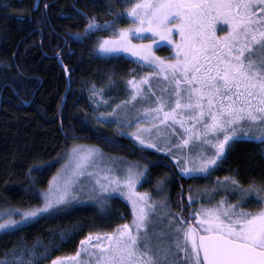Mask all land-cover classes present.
<instances>
[{"label": "snow or ice", "instance_id": "snow-or-ice-1", "mask_svg": "<svg viewBox=\"0 0 264 264\" xmlns=\"http://www.w3.org/2000/svg\"><path fill=\"white\" fill-rule=\"evenodd\" d=\"M127 2L130 7L123 13L110 6L108 15L113 19L103 23L95 17H86L85 33L75 35L80 39L96 32H111V37L99 38L95 49L98 55L115 57L130 53L138 58L137 62L155 70L127 82L132 90L131 100L141 97L155 104L144 108L143 114L135 119V139L143 145L147 141L140 133L164 125L179 140L174 147L180 151L187 148L199 161L198 166L189 167V156L185 155L177 165L184 174H210L224 158L226 146L241 137L264 144V0ZM123 18H131L132 23L117 27ZM221 22L223 34L218 35L217 25ZM134 38L148 42L133 43ZM157 40L174 49L172 59L155 55L153 47ZM99 91L92 89L93 95ZM141 121L150 122V127H144ZM128 123L131 126L133 121ZM177 126L181 132L176 131ZM150 146L157 147L155 143ZM206 147L211 148L212 155L200 151ZM95 153V149L74 150V175H86L85 169L91 165ZM172 159L177 157L172 155ZM139 176L129 169L123 178L105 175L104 183L96 179L100 193H120L121 185L126 186L132 223L118 225L112 233L105 234L106 243L99 242V235L89 233L79 242L81 247L74 256L56 257L51 264H264V209L248 212L237 205H226L223 199L190 213L198 220L195 226L181 216L175 217L178 223L174 225L169 219V231L155 233L157 243L153 246V233L148 226L152 219L149 211L155 209L146 194L134 191ZM231 184L239 200L253 199L264 204V185L253 182L244 188L234 180ZM42 195L44 203L40 207L0 211V237L13 235L45 215L59 212L56 206L75 198L69 180L50 183L49 190ZM189 201L194 202L191 196ZM15 216L19 219H14ZM61 239L67 238L62 234ZM93 240L97 243L93 244ZM34 249L35 245L29 247L25 242V252L34 255ZM47 254L45 249L43 258ZM0 264L33 262L24 261L22 255L13 251L10 258L5 253Z\"/></svg>", "mask_w": 264, "mask_h": 264}, {"label": "trees", "instance_id": "trees-1", "mask_svg": "<svg viewBox=\"0 0 264 264\" xmlns=\"http://www.w3.org/2000/svg\"><path fill=\"white\" fill-rule=\"evenodd\" d=\"M34 1H9L8 9L0 0V211L41 205L49 180L77 144L96 145L108 155L138 163L155 180L147 187L153 197L162 200L173 224L178 223L175 217L181 216L197 225L190 213L201 205L214 206L221 199L248 212L264 207L253 199L239 200L231 184L234 180L244 188L253 182L264 185L261 143L245 139L231 143L210 174L187 177L172 155L139 147L125 132L112 123H100L92 114L85 91L89 79L98 78L102 70H112V81L124 95L125 82L142 66L123 56L93 57L99 38L111 37V32L80 39L75 34L85 33L86 17H95L99 23L113 19L108 15L110 6L125 12L123 3L52 0L51 10L41 20ZM125 19L128 21L123 18L119 23ZM131 69L135 71L131 73ZM190 196L194 202L189 201ZM84 200L60 206L59 212L0 237V255L17 240L32 241L46 237L55 226L77 225L78 232L61 244L60 252L55 251V256H70L89 233L111 232L130 215L123 203L97 207Z\"/></svg>", "mask_w": 264, "mask_h": 264}, {"label": "rangeland", "instance_id": "rangeland-1", "mask_svg": "<svg viewBox=\"0 0 264 264\" xmlns=\"http://www.w3.org/2000/svg\"><path fill=\"white\" fill-rule=\"evenodd\" d=\"M120 1L125 6V9H128L130 7V3L127 2V0H120ZM131 23H132L131 18H128V21H126L125 19L121 23H119L118 26L127 27ZM221 25L222 22L221 24L217 25L218 35L223 34V32L220 30ZM224 27L226 30V26ZM174 38L177 40L179 39L178 36ZM147 42H148L147 39L143 41L135 38L133 39V43H137V44L147 43ZM173 51L174 49L170 48L165 42H160L159 40H157V44L154 45L153 47V52L155 53V55L163 59H172ZM98 56L106 58L105 56L98 55L96 51L93 57L97 58ZM118 56H123L126 59L134 61L142 66L141 71L139 73L135 72V75L133 76L137 80H139L142 76L146 75L147 73L155 71L153 68L146 67L143 63L137 62L138 58L130 53H120ZM134 71H135L134 69L130 70L131 73ZM97 76L98 78L89 79L87 81L85 85V91H86V100L89 109L92 112V114L98 118V121L100 123L102 124L112 123V125H114L117 129H120V131L125 132L129 137H131L139 147L147 148V149L149 148L151 150H156L163 154H168V155H170L169 154V150H170L171 155H175L177 157V160H174L177 165L180 163L181 160L184 159L185 155H188L190 161L188 163V166L189 167L198 166L199 161L198 159L195 158L194 153L190 154L187 148L184 151H180L179 149L174 147L175 144L179 143V140L176 137V135L171 133L164 125H160L158 129L151 128L150 132L140 133L142 138L147 141L143 145H141L140 142L135 139V136L133 135V133L137 132V126L134 122L135 119L138 117V115L143 114L144 108L154 107L155 104L154 101H149L141 97H137V100L135 101L131 100L132 90L130 86L127 84V82L131 80L133 77H130L127 80V82H125V86L123 88L125 91L123 95L121 93L120 86L119 87L116 86L112 81L114 79L113 78L114 72L112 70H102L100 71V73L97 74ZM153 83L155 89L156 87L155 82ZM93 87L100 90L97 95H93L92 93ZM145 92H147V89H145ZM156 94H159V92L157 91ZM129 121H133L131 126H129L128 123ZM141 124L144 127H150V122L141 121ZM176 131L181 132L182 130L179 128V126H177ZM241 139L250 140L249 137H241ZM152 143H155L157 147L152 148L150 146ZM262 146H263V154H264V144H262ZM227 147L228 146H226V150ZM79 148L96 150L91 165L85 169L86 175L84 176L74 175L76 168H75V160L73 158V152L75 149H79ZM161 148H164L166 150L160 151ZM200 151L204 152L206 155L213 154L211 148H207V147ZM178 167L181 171V167L180 166ZM129 169H131L134 173L140 174L139 180L135 185L134 191L136 193L146 194L148 197V203L153 205L155 209V211H149V216L152 219H151V223L148 226L149 232L153 233L151 243L153 246H155L157 243V236L155 235V233H167L169 231L170 224L167 215H165L166 213L168 214V212L167 209L164 208L166 206L161 204L162 200H159L156 196L153 197L152 191H150L149 188L147 187V184H150V182H154L155 180L152 181V178L149 177L147 174H145L146 170L142 169L138 163L128 162L127 160L121 159L117 156L108 155L106 152H104L100 147L96 145L77 144L74 147H72V149L69 152L67 160L64 162V164L61 165L59 170L49 180V184L46 187L47 188L46 192L49 190L50 183L52 185H56V184H62L65 180L72 181V192L74 193L75 198L69 199V201L66 204L68 203L72 204L73 201L81 202V200L83 199H85L84 202L91 201L97 207H108L109 205H114L115 207H119L117 203L120 204L123 203L125 207L128 208L130 215L128 216V218H126V220L123 223H119V225H123L126 223L131 224L133 220L132 205L127 198L128 190L126 186L121 185L120 193H113L111 191L100 193L99 186L95 184V181L98 178L101 180V183H104L105 181L103 177L105 175H110V176L114 175L123 178ZM87 173H92V175H88ZM181 173L183 172L181 171ZM185 175L187 177L188 176L202 177L206 175V173H191ZM53 178H55V180ZM218 189L225 191L224 187L218 186ZM97 200H100L101 202L97 203ZM43 203L44 201L42 202L41 205L37 207L42 206ZM66 204H62L56 207L64 206ZM262 209H264V207ZM113 231L106 232L105 234H110ZM77 232H78L77 225H68L65 227L55 226L54 228L48 231L46 237H36L32 241H29L26 238L17 240L12 247L2 252V254L0 255V259L5 258V253H7L8 257L10 258L12 256L13 251L16 252L17 256L22 255L24 261L26 262L32 261L33 264H51V261L56 257H60V258L72 257L76 252H74L70 256H66L62 254L59 256H55L56 253L55 251L60 252L61 244L65 243L67 240L73 237ZM62 234L67 238L66 241L61 239ZM105 234H93V235H99L101 237V240L99 242L106 243V241L103 239ZM37 241H39L38 245L36 244ZM25 242L29 247L35 245L34 255L29 254L23 250ZM165 242H167V237L165 238ZM92 243L95 244L97 243V241L93 240ZM80 247L81 246L79 243L78 249ZM45 249H48L47 258H43Z\"/></svg>", "mask_w": 264, "mask_h": 264}, {"label": "flooded vegetation", "instance_id": "flooded-vegetation-1", "mask_svg": "<svg viewBox=\"0 0 264 264\" xmlns=\"http://www.w3.org/2000/svg\"><path fill=\"white\" fill-rule=\"evenodd\" d=\"M9 1L14 2L15 0H3V3H4V4H2L3 8L10 9L11 6H10ZM16 1L23 2L25 0H16ZM115 1L121 2L120 0H115ZM34 2L36 4V7L37 6L39 7V15L38 16L42 20L44 13L47 17L49 10H51L50 7L52 5V2H54V1H52V0H35Z\"/></svg>", "mask_w": 264, "mask_h": 264}, {"label": "water", "instance_id": "water-1", "mask_svg": "<svg viewBox=\"0 0 264 264\" xmlns=\"http://www.w3.org/2000/svg\"><path fill=\"white\" fill-rule=\"evenodd\" d=\"M28 104V103H27Z\"/></svg>", "mask_w": 264, "mask_h": 264}]
</instances>
